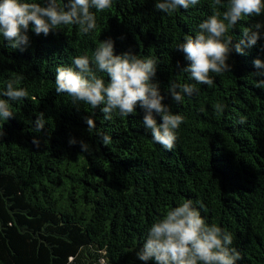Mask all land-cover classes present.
Segmentation results:
<instances>
[{
  "label": "trees",
  "instance_id": "trees-1",
  "mask_svg": "<svg viewBox=\"0 0 264 264\" xmlns=\"http://www.w3.org/2000/svg\"><path fill=\"white\" fill-rule=\"evenodd\" d=\"M56 2L63 7L68 0ZM156 2L112 0L108 9H91L96 28L86 35L78 25L36 35L30 23L26 46L12 48L0 36V94L11 80L28 92L10 102L13 116L0 120V264H99L103 252L109 264H156L136 253L151 225L188 199L207 224L232 235L231 247L242 257L235 264H264V89L256 87L264 76L254 74L264 68L253 63H264V38L243 54L234 48L246 28L264 24V14L229 26L224 38L232 37L231 71L210 73L212 85L197 84V92L175 103L170 84L195 83L182 70L189 61L176 46L210 15L222 19L228 0L215 7L213 0H200L170 13L157 10ZM107 39L114 54L130 51L157 61L152 82L162 103L184 117L172 151L153 142L139 105L132 115L114 110L105 120L103 104L73 105L66 93L55 92L56 68L77 56L91 62ZM96 75L107 83L105 73ZM41 113L45 123L36 132ZM86 117L94 130L88 131ZM241 117L244 124L237 123Z\"/></svg>",
  "mask_w": 264,
  "mask_h": 264
},
{
  "label": "clouds",
  "instance_id": "clouds-1",
  "mask_svg": "<svg viewBox=\"0 0 264 264\" xmlns=\"http://www.w3.org/2000/svg\"><path fill=\"white\" fill-rule=\"evenodd\" d=\"M200 0H157L155 8L164 13H170L177 8L188 10L196 6ZM112 0H68L60 7L56 0L47 3L27 2V0H0V36L9 42L10 47L20 48L29 43L27 31L30 23L36 35L47 36L55 33L61 26L78 25L83 34H88L96 28L95 14L110 8ZM221 5V0H213V7ZM67 9V10H65ZM264 14L262 0H228L227 10L222 19L217 12L204 19L198 25L199 31L194 36H186L184 42L176 46V50L184 53L188 65L182 70L190 74L194 84H177L172 82L168 88L172 101L180 103L184 95L197 92V84L212 85L213 78L209 75L222 74L231 71L227 63L233 49L232 37L225 34L229 26L234 28L242 17L260 16ZM227 21V24L224 22ZM264 24L255 23L242 32V38L234 48L243 54L244 48H250L258 39L264 38L260 30ZM243 45V47H241ZM23 50V49H21ZM257 69L264 68L260 59L253 61ZM157 61L154 58L140 59L130 51L114 54L113 41L102 40L96 48L90 62L87 56H77L68 67L58 66L55 76V92L59 95L66 93L72 98V104L83 102L92 109L101 104L105 120L111 119L114 110L119 115L127 117L135 113L137 105L143 109V126L150 130L154 143L165 150L172 151L178 139L176 130L184 117L173 114L170 108L162 103L164 97L159 92L157 83L152 82L156 73ZM97 72L105 73L107 83ZM264 76V72L254 73ZM15 80L7 83L3 97L0 99V120L6 121L13 116L10 102H17L28 97L24 88L14 87ZM256 87L264 89V79H258ZM179 89V90H178ZM222 105H217L218 110ZM158 115L161 123L154 118ZM88 131L95 128L92 118L86 117ZM246 118L241 117L237 122L244 124ZM45 123L43 113L35 121L34 131L39 132ZM0 123V128H2ZM107 144L110 137L97 133ZM3 133L0 132V136ZM74 139L69 144H75ZM33 144L39 147V141ZM83 151H89L88 144L80 142ZM202 207V206H201ZM233 237L215 224H207L200 210L193 206L190 199L168 210L162 218L154 222L140 250L136 253L138 259L148 261L154 259L156 264H235L242 257L231 247ZM91 247V246H90ZM102 253L99 264H109Z\"/></svg>",
  "mask_w": 264,
  "mask_h": 264
}]
</instances>
